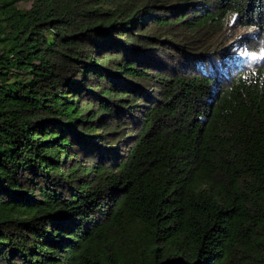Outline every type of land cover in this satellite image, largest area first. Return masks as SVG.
I'll use <instances>...</instances> for the list:
<instances>
[{
  "label": "trees",
  "instance_id": "16d2710c",
  "mask_svg": "<svg viewBox=\"0 0 264 264\" xmlns=\"http://www.w3.org/2000/svg\"><path fill=\"white\" fill-rule=\"evenodd\" d=\"M0 264H264V0H0Z\"/></svg>",
  "mask_w": 264,
  "mask_h": 264
},
{
  "label": "rangeland",
  "instance_id": "374dc122",
  "mask_svg": "<svg viewBox=\"0 0 264 264\" xmlns=\"http://www.w3.org/2000/svg\"><path fill=\"white\" fill-rule=\"evenodd\" d=\"M27 8H29V7H27ZM255 30H256L255 27H251V28H249V29H241V30L239 31V36H238L237 38H241V37H243V36H245V35L253 34V33L255 32Z\"/></svg>",
  "mask_w": 264,
  "mask_h": 264
}]
</instances>
